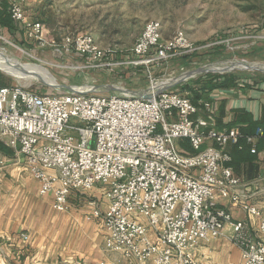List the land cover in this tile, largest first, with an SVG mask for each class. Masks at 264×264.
<instances>
[{
    "label": "built area",
    "instance_id": "2783aa9c",
    "mask_svg": "<svg viewBox=\"0 0 264 264\" xmlns=\"http://www.w3.org/2000/svg\"><path fill=\"white\" fill-rule=\"evenodd\" d=\"M10 14L27 39L44 42L43 23L27 22L19 3L12 4ZM161 31L159 21L147 22L128 58H116L89 34L51 44L79 58L81 69L126 78L130 69L143 66L149 74V65L196 50L183 33L164 41ZM155 84L141 91L118 83L111 86L117 90L94 91L87 85L62 93L0 84V169L6 166L4 147L13 152L14 164L38 180L41 195H53L59 212L67 211L72 191L98 187L108 205L93 212L106 230L105 254L151 264H205L194 259V250L224 236L230 225L229 239L240 250L241 264H264L262 212L243 206L259 218L255 225L235 221L217 203L218 197L240 203L237 187L243 182L227 166L230 156L224 150L240 137L238 130L216 126L212 102L197 106L189 93ZM258 137L264 138L261 128L247 137L252 153ZM179 141L188 142L193 152L182 151Z\"/></svg>",
    "mask_w": 264,
    "mask_h": 264
},
{
    "label": "rangeland",
    "instance_id": "374dc122",
    "mask_svg": "<svg viewBox=\"0 0 264 264\" xmlns=\"http://www.w3.org/2000/svg\"><path fill=\"white\" fill-rule=\"evenodd\" d=\"M9 2L11 6L14 3L22 5L26 21L42 22L47 33L44 34V42H40L27 39L22 27L21 35L0 28V56L12 66L16 77L19 74L25 80L5 72L1 66L0 76L2 80L9 81L10 85L20 84L42 93H62L86 89L87 85L104 87L118 83L132 91H141L150 87L151 81L158 87L167 86L182 73L213 62L264 64V0ZM152 20L161 23L162 40L168 41L177 32H181L190 47L196 50L173 57L159 66L149 65V74L146 67L138 66L128 71V77L119 78L120 74L115 72L81 69L84 63L79 58L58 50L51 44L52 40L56 44H62L67 38L89 34L101 47L112 49L116 58H128L144 26ZM230 73L245 80L250 77L264 78V72L259 71ZM199 76L201 75L179 84L188 82L196 85ZM178 85L169 89H175ZM71 123L81 126L77 121ZM0 264L8 263L0 256Z\"/></svg>",
    "mask_w": 264,
    "mask_h": 264
},
{
    "label": "crops",
    "instance_id": "0c3cea01",
    "mask_svg": "<svg viewBox=\"0 0 264 264\" xmlns=\"http://www.w3.org/2000/svg\"><path fill=\"white\" fill-rule=\"evenodd\" d=\"M22 6V5H21ZM24 10V9H23ZM25 12V11H24ZM234 86L215 88L210 92L215 110L224 112L223 123L236 120L237 111L249 113L260 123L264 133V78L241 79L235 76ZM245 123L232 126L240 128ZM257 143V142H256ZM3 169H0V256L8 264H151L124 260L116 253L103 252L106 230L101 218L107 202L100 189L72 191L65 212L53 208V195H41L39 182L25 167L13 163V152L4 147ZM258 176L237 187L239 204L217 198L220 207L227 208L235 221L257 224L259 218L250 216L244 205L257 207L264 215V144L259 145ZM224 236L201 243L193 257L198 263L241 264L240 250L231 242V226ZM25 235L26 237H23ZM152 240L155 236L150 232Z\"/></svg>",
    "mask_w": 264,
    "mask_h": 264
},
{
    "label": "trees",
    "instance_id": "16d2710c",
    "mask_svg": "<svg viewBox=\"0 0 264 264\" xmlns=\"http://www.w3.org/2000/svg\"><path fill=\"white\" fill-rule=\"evenodd\" d=\"M11 3L9 0H0V28L6 29L13 34L21 35L22 30L19 24L14 21L10 14ZM235 75L232 73L219 75L208 73L199 76L196 85H190L188 82L179 84L174 90L180 92L189 93V97L192 102L201 106L203 102H211L210 92L215 88H229L234 86ZM1 85H10L9 81L2 80L0 76ZM224 112L219 113L217 110L214 111V119L216 126L219 129L233 128L232 126L237 122L245 123V126L236 128L239 132L240 137L234 142L228 143L224 150L230 156V161L227 166L232 168L233 176L240 179L241 181H249L258 176L259 165L258 161V149L259 145L264 144V138L258 137V141L255 144L256 152L252 153V143L247 141V137L256 136V131L260 127V123L255 121L249 113L244 111H237L236 120H232L228 123H223L222 118ZM264 134V133H263ZM178 147L185 153H192V149L186 141H179Z\"/></svg>",
    "mask_w": 264,
    "mask_h": 264
},
{
    "label": "water",
    "instance_id": "95a60500",
    "mask_svg": "<svg viewBox=\"0 0 264 264\" xmlns=\"http://www.w3.org/2000/svg\"><path fill=\"white\" fill-rule=\"evenodd\" d=\"M233 71H259L264 72V64L260 63H248V62H237V61H223V62H213L204 66L199 67L193 71H187L182 73L180 76L174 79L171 83L164 87V89H169L172 86L178 85L179 83L190 80L191 78L196 77L197 75H204L208 73H218V74H227ZM96 90H117L116 87L111 86H96ZM137 94L136 92H133ZM144 98H149V95H144Z\"/></svg>",
    "mask_w": 264,
    "mask_h": 264
},
{
    "label": "bare ground",
    "instance_id": "6f19581e",
    "mask_svg": "<svg viewBox=\"0 0 264 264\" xmlns=\"http://www.w3.org/2000/svg\"><path fill=\"white\" fill-rule=\"evenodd\" d=\"M4 59H5V58H3L2 56H0V66H1V68H2L5 72H7V73H9V74H12L14 77H16V76H15V73H14V71H13V69H12V66H10L9 64H7V62H5ZM237 62H241V61H237ZM17 75H18V77H16V78H18V79H24V78L20 77L19 74H17ZM24 80H25V79H24ZM52 81L55 83L54 79H52ZM173 81H174V80H173ZM164 86H165V85L161 86V88L164 87ZM87 88H88V87H87Z\"/></svg>",
    "mask_w": 264,
    "mask_h": 264
}]
</instances>
